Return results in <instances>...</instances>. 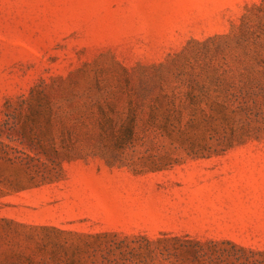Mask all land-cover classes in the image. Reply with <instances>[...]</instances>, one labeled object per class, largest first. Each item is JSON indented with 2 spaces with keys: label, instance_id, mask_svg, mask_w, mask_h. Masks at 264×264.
<instances>
[{
  "label": "rangeland",
  "instance_id": "374dc122",
  "mask_svg": "<svg viewBox=\"0 0 264 264\" xmlns=\"http://www.w3.org/2000/svg\"><path fill=\"white\" fill-rule=\"evenodd\" d=\"M231 243L264 264V0H0V264Z\"/></svg>",
  "mask_w": 264,
  "mask_h": 264
},
{
  "label": "trees",
  "instance_id": "16d2710c",
  "mask_svg": "<svg viewBox=\"0 0 264 264\" xmlns=\"http://www.w3.org/2000/svg\"><path fill=\"white\" fill-rule=\"evenodd\" d=\"M228 243H230V242H228ZM244 251H245L244 248H237V246L235 244H232V249L224 250V252L226 253V255L224 256V259H223V252L222 251L220 252V254H217L216 257L214 256L215 253L212 252V253H204L202 255H198L196 257V259L201 258L204 261H207L208 263L214 261V262H216V264H223V262L225 260H228L233 256H235L237 259H239L241 256L240 252H244ZM231 264H236V263L232 262Z\"/></svg>",
  "mask_w": 264,
  "mask_h": 264
}]
</instances>
